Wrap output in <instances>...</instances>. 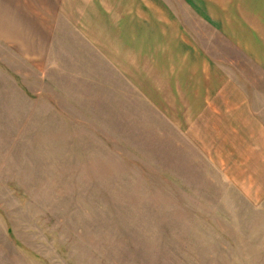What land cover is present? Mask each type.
I'll use <instances>...</instances> for the list:
<instances>
[{
	"label": "rangeland",
	"instance_id": "1",
	"mask_svg": "<svg viewBox=\"0 0 264 264\" xmlns=\"http://www.w3.org/2000/svg\"><path fill=\"white\" fill-rule=\"evenodd\" d=\"M186 1L129 0L123 21L151 33L144 16L158 6L163 21L187 20L184 34L228 65L224 95L232 85L264 126V52L237 48L233 29L243 16L264 28V0ZM206 6L224 28L209 16L201 26ZM24 71L0 42V264H264V135L189 141L148 109L132 124L123 105L121 116L64 112L34 91L38 64L33 93Z\"/></svg>",
	"mask_w": 264,
	"mask_h": 264
},
{
	"label": "crops",
	"instance_id": "2",
	"mask_svg": "<svg viewBox=\"0 0 264 264\" xmlns=\"http://www.w3.org/2000/svg\"><path fill=\"white\" fill-rule=\"evenodd\" d=\"M126 2L0 0V42L29 65L31 71L22 75L25 89L33 93L32 69L38 64L40 88L34 91L64 112L71 107L89 117L99 116L95 109L121 116L123 105V124H132L135 120L127 118L148 109L189 141H246L264 135L254 103L241 101L232 85L225 86L232 96L224 95L220 75L228 65L209 53L202 36L197 42L184 34L187 20L182 25L163 21L158 6L144 16L154 26L149 33L136 22L123 21L131 16ZM197 10L205 17L201 26L208 25L209 16L210 27H225L224 16L218 18L221 8ZM243 17L233 25L237 48L263 55L257 49L264 52V28L255 18ZM259 60L264 63V57ZM53 77L54 89L43 86Z\"/></svg>",
	"mask_w": 264,
	"mask_h": 264
}]
</instances>
